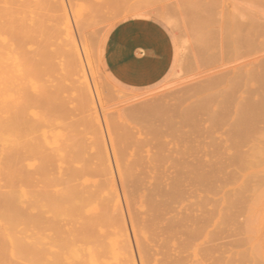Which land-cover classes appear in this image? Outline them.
Listing matches in <instances>:
<instances>
[{"label":"rangeland","instance_id":"rangeland-1","mask_svg":"<svg viewBox=\"0 0 264 264\" xmlns=\"http://www.w3.org/2000/svg\"><path fill=\"white\" fill-rule=\"evenodd\" d=\"M1 1H3V7L1 8L3 10L0 12L2 14H0V16H2V18L0 17V23L3 28H1L2 37L0 36L2 38V40H0L2 44L0 43V45H2L1 56L3 60V102L5 103L7 101L5 103V108L10 109L7 112L11 111L15 106L13 109H16L14 110L16 112L12 110V118L14 117V119L16 118V120L19 121L18 123L15 120V123L14 120H11V117V119H8L11 115H9L10 112L8 113L9 116L3 115V117L5 116L8 119H6L7 122L9 121L8 124H4L6 121L3 122V124L5 126L8 125L9 129L11 127L9 130L7 129L8 127L3 126L5 127L3 128V132H7V134L3 133L4 137L7 136V138L5 137L6 139L3 138V142L7 141L9 143L7 144L6 142L8 146L6 144L3 145L5 146L4 149L7 146L5 152L9 154L13 152L16 156L19 153L29 156H27L28 158L26 157L28 159L26 162L24 161V159H26L25 155L17 156V164L19 168L22 167L20 168L21 171L24 168V173L28 175L31 174V176L39 173L36 176L34 175L35 183H32L31 187L24 185L22 181L18 182V187L23 186L22 189L27 196V200H30V203L27 204V208H30L28 206L35 201L33 194H37L38 190L40 192L43 190L41 188H43L42 184H44V182H46L45 185H43L45 187L49 183L48 189L47 187L44 188L46 190L51 188L52 191L50 190L51 192H49L44 189L42 192H48L51 193V196H55L51 197L48 193L45 195L42 192L41 195V193L38 192V197L36 196V198L41 203H47L50 199H65L71 192L70 189H75L78 196L80 195L82 199L83 194H85L86 198L92 197V194H94L93 197L97 196V200H95L96 198L92 199L90 197L88 201L95 200L96 202H100L99 199L101 201L105 200L109 202L112 207L113 204L116 203L119 206L120 214L121 211H123L126 215L127 225L129 223V231L132 230L133 232L129 233L128 231L129 234L126 232L125 235V230H121L114 236L111 235V229L105 228V226L102 227V230L98 229L99 231H96L99 232L98 234L101 236L104 235V237L102 236L103 238H100L99 235V239L101 241L103 240L102 242L108 241L105 235H111L115 240V245L112 249H107L105 252L99 253V259L102 258L100 259V262H103L102 264H146V258H143L145 252L142 253L145 248V251L148 249L149 251L151 250L150 252L147 251L145 256L148 257L150 255V259L152 256V259H149L152 261V263L149 261L151 264H264V80L263 82L261 80L262 78L264 79V0H118V3H116L117 0H86V3L85 0L84 2L82 0H79L80 2L78 0H11L13 5L10 0ZM58 1H60L61 4H59ZM62 1H64V3H62ZM112 3H115V5L121 3L119 7L117 6L118 8L116 7L117 9L113 4L112 10H119L121 5H123L121 7L122 10L112 11L113 14L111 11L109 12V5ZM126 4L128 5L126 6ZM151 4L155 6L151 7ZM87 5L92 6L90 8ZM130 5L133 7L131 8ZM136 5L137 8H135ZM42 6L44 8H41ZM59 7H62L61 9L63 12H61ZM54 8L59 11L55 10V12H53ZM101 8H103L105 12L104 14L101 13L103 17L106 15L112 17V19L107 16L104 17L109 18L108 21H105V23L108 22L106 24L104 21L101 22L102 24L99 22L100 19L102 21V18H100L102 15H99L100 17L97 15L96 17V14L93 13V10L95 12L96 9L99 10ZM128 8L131 10L130 12L129 10H124ZM101 10H99V12H101ZM153 10H155V12ZM39 12H41L42 15L50 16V18L46 16L43 17ZM91 12L94 14V17ZM47 13H49V15H47ZM86 13H88L90 17L88 18L87 16V19L95 21V23L89 22L87 19L84 20L86 17L83 15H87ZM109 13H111L112 16ZM209 13L213 14L211 15ZM61 14L66 20H61L63 19L62 17L60 18ZM39 16L42 17V22H46L50 26L46 23L42 24ZM133 18L156 20L168 30L174 43L175 61L171 72L161 83L148 89L137 90L120 85L111 77L104 64L105 45L111 31L118 24ZM64 21L66 22L64 23ZM87 21L90 23V26L85 23ZM92 23L93 25H91ZM99 23L100 26L96 25ZM83 24L91 29L87 27L86 30L84 26L85 28H83V31ZM37 25L42 30L39 29V27L37 28ZM72 26H74V28ZM78 26L81 28L80 32H78L80 29ZM47 27H50V30H48L51 32H48L50 36H47L49 35L48 33L45 34V32H47L46 29H48ZM247 28L250 29V36H247L248 33L245 32ZM255 28L257 30H254ZM223 29L229 32L231 31L232 33L235 30L237 35H239L238 31H243L244 29L243 32L246 34L240 32V36L237 37L235 33H233L234 36L231 33V37L228 38L229 44H224L218 37H221L220 31ZM62 30L66 32V35L62 34ZM258 30L259 33H257ZM223 32L225 31H222V33ZM42 33H44L45 36L42 35ZM39 34L40 36H37ZM79 34L83 35L85 38L83 36L81 37V35L79 36ZM222 35L226 37L225 39L230 36L228 33L227 36L225 34ZM252 35L257 36L252 37ZM232 36L233 40L230 41ZM44 37H48L50 40L47 38L46 41H42L41 39H45ZM216 37H218L217 40L215 39ZM224 37L221 38L224 39ZM252 38L253 41L248 42V39L252 40ZM67 39L68 43L66 41ZM235 40L239 41L238 43L241 44V48L237 46L239 44L237 42L235 43ZM76 41L78 42L76 43ZM243 41L244 43H242ZM46 42H48V45L50 44L49 48H46L48 46ZM70 42L78 45L77 48H74V51L72 50V43ZM79 42H82L85 46ZM76 44H74V46ZM226 47L229 49L231 48L233 51L229 52L226 50ZM80 49L83 50L81 51ZM72 51L74 53L77 51L78 55L81 54L82 57H76L77 54L73 56L74 53ZM232 53L233 56L231 55ZM66 55L68 58L66 61L69 60L70 62L67 61L65 63L64 58ZM71 56H73V59H70ZM226 56H228V58ZM74 57L83 60H78L80 63L83 62L80 65L85 63V66L83 65V67H85V69L83 68L86 72L85 74L84 71L79 68L80 65H78ZM237 58L238 60H236ZM67 63L71 68L67 67ZM222 64H225V66L231 64L230 68L234 71L229 72L227 67ZM220 65L224 68L220 69ZM238 66H241L240 68L242 69L239 70L240 68L238 69ZM262 69L263 71H261ZM218 70H225L228 75L223 74L224 71L219 73ZM72 71L73 73H71ZM74 71L77 73H74ZM242 71L243 73H241ZM252 72L253 75L251 78L254 76L257 81H254L255 79L253 78L251 83L248 84L251 80L250 73ZM254 73L257 74L255 75ZM221 74H223L224 78ZM240 74H244L245 76L242 75L240 77ZM85 75H87V77ZM236 76L237 78L235 81ZM259 76H261V79H259ZM241 78H245V80L243 79L242 81ZM229 81L231 83H229ZM237 81H239V83ZM233 82L240 84L244 89L242 88L241 90L240 86L236 84L239 88L234 92L236 86L231 88V85L234 84ZM212 83L216 85L212 86ZM220 83L222 84L220 85ZM223 83L226 84L224 85ZM209 84L212 86L211 89H209ZM232 89L233 91L231 92ZM226 91H228V97L232 96L233 99L237 98L236 102H234L231 97H229V99L225 96ZM90 92L92 93L90 94ZM54 93L55 95L58 93L59 97L55 96ZM232 93L235 96L232 95ZM254 93L256 94L255 96ZM43 94H45V97L47 95L49 99H47V97L42 98ZM85 94L86 96L89 95V97L87 98ZM214 94L220 97L219 99L216 97L218 99L217 103H215L216 99L215 101L212 99ZM220 95L228 98L230 100L229 104H231L229 105L227 99L223 97L224 100L226 99V101H224ZM78 96H80V99L82 98L81 96L84 97L82 101ZM77 97L79 99L78 101ZM85 97L88 100H85ZM7 98L10 99L9 102ZM73 98L76 99L74 102ZM89 98L93 101L89 102ZM43 99L44 101L47 99V101L49 100L51 102L53 99L55 104H53L54 102L52 104L56 106L54 107L49 101L48 104L50 106H48L47 101L42 102ZM65 100L67 104L64 103ZM203 101L205 104H203ZM219 102H225L227 104H225V107L224 105L219 107ZM255 102L257 103L256 105H254ZM44 103L47 106L43 105ZM122 103L125 104L123 105ZM78 105L79 108H77ZM246 105H251L250 107L252 110ZM44 106H46V108ZM52 106L54 108L50 110ZM57 106H59V109ZM242 106H246L247 108ZM239 107L241 108L240 110ZM5 108L3 111L7 110ZM226 108H228V111ZM51 111H54V114H52ZM60 111L61 116L59 115ZM75 114L76 116H74ZM10 121H12V123ZM15 125H21V127H19L21 131L16 132L18 127L16 130ZM25 125H27V128L30 130H28ZM77 125L79 126L76 127ZM173 125L175 130L173 129ZM160 126L162 127V131ZM74 129L76 130L74 131ZM172 129L176 133H174ZM79 130H81L83 135H80ZM154 130H157L155 131L156 134ZM98 131L99 133H97ZM160 133H162V135ZM157 135L159 137H157ZM15 136H17L15 144L19 143L18 147H14L13 144L15 139H13V137ZM76 139H80L79 141H81V143L83 142L82 146ZM34 140L35 142H33ZM71 142L75 144L71 146ZM31 144L38 148H33ZM62 144H64V146H62ZM79 145L81 149L79 148L77 151L75 148H78ZM88 146L91 147L89 148ZM100 149L108 150V152H105V150L101 151ZM107 153H109V155ZM97 155L98 158H104L103 163L102 159L98 161L96 158ZM70 156L71 158H69ZM47 157L50 158V161L49 159L47 160ZM53 157L55 158L54 161L56 160L54 164L50 163L53 161ZM18 158H22L23 160L20 159V161ZM83 158L85 159L83 160ZM87 158L90 161H88ZM44 159H46L47 162L46 160L44 161ZM73 159L77 162L85 161L84 164H87V168L85 167L86 165L84 166L85 168L81 166L83 165L82 162L77 164ZM18 161L22 163V166H20ZM65 161L66 163H63ZM42 162H45V167ZM105 164L106 166H104ZM129 165L130 167H128ZM47 166L51 168H46ZM90 166L91 169L89 170L88 168H90ZM96 166L99 167L97 168ZM81 167L83 169H81ZM102 167H105L106 171L109 173L114 171L112 176H108V174L104 177L107 172L104 170L105 168L103 169ZM107 168L109 170H107ZM130 168L134 171L129 170ZM41 169L47 172L48 177L51 174H54V176L58 174L59 179L55 180H61V185L62 183L64 185H56L59 184L60 181L58 183H47L49 179L46 180V178L44 180L42 178L41 182L37 183V180L40 181L41 178ZM123 169H128V171L125 170L127 173L126 175H124L125 172ZM38 170L39 172H37ZM70 170L73 172L75 170V172L73 173ZM190 170L194 172V175H192L193 173H191ZM51 171L53 172L51 173ZM84 171V178H79ZM100 171H102V175H99ZM207 172H210V174ZM71 173L74 175H69ZM89 173L95 176L91 177L90 174L89 177ZM135 174L136 176H138V174L139 177L141 176L140 180L146 179L144 181L147 183H143L142 180L140 182L134 181V177H136ZM207 174H209L210 177ZM96 175L97 177L99 175L100 178H97ZM179 175L180 178L176 179ZM197 175H200L199 177L203 178L205 183H203V179L202 182L199 181L201 179L197 177ZM205 175L211 180H208ZM125 176L126 178H124ZM204 176L207 181H205ZM127 177L131 178L130 183H128L129 179L126 180ZM195 177H197V179ZM36 178L38 179L35 180ZM49 178L51 182H53L54 179L52 181V178L55 177L51 176ZM63 179L66 181L72 179L73 182L76 179L74 182L75 186L72 185L73 183L71 181V184L68 185L69 181L66 184ZM157 179L160 180V183L162 182V185ZM62 180L64 182H62ZM173 180L176 181L173 182ZM79 183H81L80 187L78 186L79 190L84 193L81 192L80 194L79 190H77L76 185H79ZM133 183H135V188H142L138 190L139 194L133 192ZM35 184H38L36 188ZM51 184L53 186L49 187ZM33 185H35V189H31ZM163 185L164 187L166 186L165 189L170 192H168L170 195H172L171 192L174 191L176 196H167L168 193L163 189ZM70 186L73 187L71 188ZM101 186L105 190L104 192H102V188L101 191ZM170 186L174 187V189H170ZM179 186H182L180 188V193L179 189H177ZM66 187L67 190L70 191L65 190ZM153 187L154 189H156L155 187L159 188L154 193L156 198L152 197V201L156 199L157 203L154 201L155 204L162 205V208L159 206L158 211H156L159 220L154 221L155 226L151 225L153 218H156H152L155 212H151L152 208L150 207L151 209L149 210V207H147L150 205L149 201L147 204V199H151V194L155 191ZM89 189L92 190V193ZM96 189H98V192H102V195L98 193ZM129 189L130 195L137 196H134V198L132 196H127ZM161 189L167 193L166 198L163 200L162 198L165 196V193L162 195ZM150 190L154 191L151 192ZM176 191L179 194H177ZM95 193L101 197L99 198ZM110 194H113L114 197ZM158 194L159 196L161 195L162 198H159V196H157ZM178 195L179 197H177ZM147 196L150 198H147ZM42 197H45V199L48 197L50 198L46 201L42 199ZM57 197L59 198L57 199ZM103 197H105V199H103ZM130 197L131 200L129 199ZM174 197H176L177 200ZM171 198H174L176 202L173 201L174 199L171 200ZM111 200L113 204L110 203ZM134 200L136 202H134ZM161 200L167 205L165 209V204L163 206V204L159 202ZM95 201L91 202L92 205L90 204L86 207V209L91 210L92 213H97V209H94V203L96 204ZM131 201L135 205V210H133L134 207L132 204L129 206ZM167 201L170 204H167ZM172 201L175 202L173 205L171 203ZM169 205L170 207H168ZM130 208H132L134 212H131ZM159 208H161V210H159ZM166 210L170 212L167 216L165 213ZM146 211H149L147 215H145ZM159 211L164 215L159 216ZM148 215L152 216L149 217ZM137 216H140L139 219H142H140L141 222H139V219L136 220L139 223L136 225L137 227H135V220L133 221V218H138ZM163 216H166L165 219ZM47 217L49 221L53 219L59 222V220H61L59 223H62V225L67 223L65 216L55 218L52 214H48ZM161 218L166 221L163 220L161 222ZM146 219L151 220V223L148 221L150 229L149 227L146 228L148 226ZM168 220L170 221L169 223ZM145 223L147 226L144 225ZM166 223L169 224V228ZM172 224H174V226ZM163 225L165 227L167 226V228H164ZM156 227L159 229L157 230ZM134 228L137 231V228H139L138 233H140L135 234ZM156 231L157 233H154ZM47 235V238H45L46 242L54 244L56 236L53 232L47 231ZM52 236L55 237L53 238ZM150 237L153 238L154 241ZM105 238L107 240H105ZM156 239L158 243L155 244ZM139 240L142 242L141 244L143 247H141ZM126 241L129 244L125 243ZM145 243H148L149 246ZM130 244H135L136 246ZM81 245L84 246L83 243H81ZM130 246L131 250L128 248ZM163 246L165 247L163 248ZM133 247L136 248L134 249ZM141 248H143L142 251ZM131 252L133 255L132 257ZM134 254L136 255L134 256ZM105 255L110 256L106 258ZM130 257L132 260L134 259V261L130 260L132 261L130 262ZM137 258L141 262L138 261ZM161 258H165V260ZM68 261V258L63 260V264L65 262L68 264ZM124 261L127 262L124 263Z\"/></svg>","mask_w":264,"mask_h":264},{"label":"bare ground","instance_id":"bare-ground-1","mask_svg":"<svg viewBox=\"0 0 264 264\" xmlns=\"http://www.w3.org/2000/svg\"><path fill=\"white\" fill-rule=\"evenodd\" d=\"M1 1V0H0ZM79 1V0H78ZM83 2H84V0H82ZM2 2L3 1H1L0 2V4L2 5ZM10 2H12L11 0H10ZM9 2V3H10ZM59 2V4H61L60 3V1H58ZM58 2H57V4H58ZM73 2V1H72ZM80 2V1H79ZM87 1L85 0V3H86ZM119 1L117 0V2L116 3H118ZM15 3V2H14ZM55 3V2H54ZM53 3V4H54ZM62 3H64V1H62ZM84 3V4H85ZM89 3V2H88ZM144 3V2H143ZM142 3V4H143ZM56 4V5H57ZM90 4V3H89ZM113 4L115 5V3H112L111 5H109L110 6V8L108 9L109 10V12L111 11H119V10H122V6L123 5H121V7L119 8V10H112V7H113ZM119 4H121V3H119ZM119 4H116L114 7L116 8L117 6L119 7ZM136 4V3H135ZM134 4V5H135ZM145 4V3H144ZM0 5V12H2L1 10H3V9H1L2 7H3V5L1 6ZM12 5H13V2H12ZM76 5V4H75ZM128 4H126V6H127ZM14 6H16V5H14ZM47 6V5H46ZM55 6V5H54ZM87 6H89L90 8H91V6L92 5H87ZM131 6V8L133 7L132 5H130ZM142 6V5H141ZM151 7L152 6H155V5H150ZM56 7H58V6H56ZM117 7V8H118ZM135 7V6H134ZM212 7H213V5H212ZM41 8H44L43 6L41 7ZM46 8V7H45ZM60 8V7H59ZM59 8H57V9H59ZM62 8V7H61ZM60 8V9H61ZM70 8V7H69ZM77 8V7H76ZM90 8H89V10H90ZM116 8V9H117ZM135 8H137V5H136V7ZM210 8V7H209ZM51 9H53V8H51ZM65 9V8H64ZM63 9V10H64ZM95 9V8H94ZM102 9V10H101ZM101 9H99V10H101V12H99V10H95V12H94V10H93V13L94 14H96V17H97V15L99 16V15H102V17H100V18H102V21H101V19L100 18H98V19H100L99 20V22L101 23V22H103L104 21V23H105V21L107 20L108 21V19L110 18V19H112V17H109V16H107V17H109V18H104V17H106V16H104L103 17V14L105 13L104 12V9L103 8H101ZM111 9V10H110ZM217 9V8H216ZM42 10V9H41ZM44 10V9H43ZM50 10V9H49ZM55 8H54V11L53 12H55ZM92 10V9H91ZM108 10H106V11H108ZM124 10H129V8L128 9H124ZM133 10V9H132ZM148 10H149V8H148ZM56 11H59V10H56ZM65 11V10H64ZM73 11H74V8H73ZM131 10H129V12H130ZM145 11V10H144ZM151 11H152V9H151ZM154 12H155V10H153ZM160 11V10H159ZM61 12H63L62 11V9H61ZM66 12V11H65ZM40 14H41V12H39ZM43 13V12H42ZM52 13V12H51ZM73 13V12H72ZM92 13V12H91ZM92 13V14H93ZM101 13H103V14H101ZM118 13V12H117ZM133 13V12H132ZM169 13V12H168ZM208 13V12H207ZM220 13V12H219ZM218 13V14H219ZM1 14V13H0ZM40 14H38V15H40ZM74 14H75V12H74ZM87 15H83L84 17H86V18H84V20H86L87 19V16H88V18H90L89 17V14H90V12H89V14L88 13H86ZM94 14L92 15L93 17H94ZM111 16H112V14H113V12H112V14L111 13H109ZM114 14H115V12H114ZM124 14V13H123ZM209 14H213V13H209ZM2 15V14H1ZM42 15V14H41ZM47 15H49V13H47ZM59 15V14H58ZM120 15V14H119ZM163 15V14H162ZM43 17L44 16H46V15H42ZM91 16V17H92ZM222 16V15H221ZM1 18H2V16H0ZM46 17H49L50 18V16H46ZM62 17V14L60 15V18ZM73 17H75V16H73ZM72 17V18H73ZM39 18H40V22L43 24V23H46V22H42V17L41 16H39ZM63 18V17H62ZM103 18H104V20H103ZM114 18V17H113ZM239 18V17H238ZM92 19V18H91ZM39 20V19H38ZM61 20H66V18H63V19H61ZM74 20V19H73ZM72 20V21H73ZM81 20V19H80ZM87 20H89V19H87ZM93 20V19H92ZM223 20V19H222ZM221 20V21H222ZM234 20V19H233ZM70 21V20H69ZM71 21V22H72ZM83 21V20H82ZM113 21V20H112ZM111 21V22H112ZM220 21V20H219ZM40 22H38V23H40ZM66 21H64V23H65ZM79 22H81V21H79ZM84 22V21H83ZM89 22H94L95 23V21H90L89 20ZM110 22V21H109ZM216 22V21H215ZM49 23V22H48ZM75 23V22H74ZM85 23H87V25H89L90 23H88V21L87 22H85ZM100 23L99 24H96V25H98V26H100ZM106 23H108V22H106ZM105 23V24H106ZM47 24V23H46ZM45 24V25H46ZM102 24V23H101ZM219 24H220V22H219ZM236 24V23H235ZM234 24V25H235ZM48 26H50L49 24H47ZM72 25V24H71ZM78 25V24H77ZM82 25V24H81ZM81 25H79V26H81ZM85 26V24H83V27H82V29L83 28H85L86 27V30H87V27L88 26ZM91 25H93V23L91 24ZM95 25V26H96ZM2 26V24L0 23V36H1V27ZM78 26V28H80ZM85 26V27H84ZM90 26V25H89ZM97 26V27H98ZM253 26V25H252ZM39 26L37 25V28H38ZM45 27V26H44ZM65 27V26H64ZM73 28H74V26H72ZM77 27V26H76ZM227 27V26H226ZM241 27V26H240ZM42 28H43V26H42ZM48 29H46L47 30V32H45V34L46 33H48V32H50V31H48V30H50L49 28L50 27H47ZM73 28H72V30H73ZM78 28H76V29H78ZM236 28H237V26H236ZM3 29V28H2ZM39 29H41L40 27H39ZM88 29H91V28H89L88 27ZM220 29V28H219ZM232 29H233V27H232ZM231 29V30H232ZM249 28H247V31L245 30V32H247L248 34H247V36H250V29L248 30ZM42 30V29H41ZM43 30H45V29H43ZM45 30V31H46ZM80 30H81V28L79 29V31L78 32H80ZM254 30H257L256 28L254 29ZM71 31V30H70ZM83 31H84V29H83ZM104 31V30H103ZM222 31H225V32H223L222 33ZM233 31V30H232ZM237 31V30H236ZM243 31H244V29H243ZM243 31H238L239 32V35H237V32H235V30L233 31V33H235V35H237V37L238 36H240V32L242 33ZM38 32H39V30H38ZM43 32V31H42ZM97 32V31H96ZM245 32H243L244 34H246ZM40 33V32H39ZM51 33V32H50ZM66 32H64L63 30H62V34L63 35H66L65 34ZM71 33H72V31H71ZM100 33V32H99ZM220 33H221V37H224L222 34H225L226 36H227V33L230 35L229 37H227V39H225L226 37H224V39L223 38H221L220 36H218L223 42H224V44H229V39L228 38H230L231 37V31L229 32V31H226V30H221L220 31ZM232 33V35L234 36V34ZM257 33H259V30H258V32ZM41 34V33H40ZM40 34L39 35H37V36H40ZM49 34V33H48ZM73 34V33H72ZM92 34V33H91ZM42 35H44V33H42ZM81 34H79V36H80ZM86 35V34H85ZM98 35V34H97ZM45 36V35H44ZM47 36H50V34L49 35H47ZM78 36V37H79ZM83 35H81V37H82ZM93 36V35H92ZM233 36H232V38L230 39V41L231 40H233ZM257 36V35H256ZM256 36H254V35H252V37H256ZM2 37V36H1ZM0 37V38H1ZM63 37V36H62ZM84 37V36H83ZM94 37H96V36H94ZM218 37H216L215 39L217 40L218 39ZM245 37V36H244ZM40 38V37H39ZM42 38V37H41ZM45 38V37H44ZM48 37H46L45 39H41L42 41H46V39H47ZM85 38V37H84ZM240 38V37H239ZM49 39V38H48ZM78 39H80V38H78ZM235 39V38H234ZM237 40H239L238 38H236ZM243 39H245V38H243ZM0 40H2V38L0 39ZM40 40V41H41ZM50 40V39H49ZM71 40H73V39H71ZM70 40V41H71ZM225 40V41H224ZM228 40V41H227ZM67 41V43H68V39L66 40ZM220 41V40H219ZM240 41V40H239ZM239 41H236L235 40V43L237 42H239ZM251 41H253V38H252V40L250 39H248V42H251ZM2 42V41H1ZM0 42V43H1ZM50 42V41H49ZM78 41H76V43H77ZM223 42H222V44H223ZM226 42V43H225ZM44 43V42H43ZM47 44L46 45H48V42H46ZM70 43H72V42H70ZM76 43H72L71 44V47L73 48L72 50L74 51V48L76 47L77 48V44ZM79 43H82V42H79ZM242 43H244V41L242 42ZM2 44V43H1ZM74 44H76L75 46H74ZM83 44V43H82ZM223 44V45H224ZM232 44V43H231ZM239 44V43H238ZM50 45V44H49ZM49 45L46 47V48H49ZM68 45V44H67ZM74 47H73V46ZM84 46H85V44H83ZM1 46L2 45H0V264H63V260H65V259H69V261H68V264H102L101 262H100V259H102V258H100L99 259V253L101 252V253H103V252H105V250H107V249H112L113 248V246L115 245V240H114V237H111V235H114V236H116L121 230H125L124 231V233H125V235H126V232L128 233V231H129V228H128V225H129V223H128V225H127V220H126V215H125V213H123V211H121V214H120V209H119V206L115 203V204H113L112 203V200H111V202L110 203H112L113 204V207L109 204V202H106L105 200H103V201H101L100 199H99V201L100 202H96L95 200H97V196H94L93 197V195L94 194H92V199L93 198H96L94 201L96 202V204L94 203V209L96 210L97 209V213H92L91 212V210H87L86 209V207L88 206V205H92V203L91 202H94V201H88L89 200V198L90 197H88V198H86L85 197V194H83L82 195V197H83V199L80 197V195L78 196V193H77V191L75 190V189H70L71 190V192L69 193V195H68V197L67 198H65V199H62V198H59V197H57V199L58 200H53V199H50V200H48L47 201V199L48 198H50V197H48V198H46L45 199V197L43 198L42 197V199H45L46 201H47V203H41L40 201H38L37 200V198H36V196L38 195V192L39 193H41L46 187H47V189H48V185H49V183L48 182H50V183H58L59 181H60V183L59 184H56V185H61V180H55V179H59L58 178V174L56 175V176H54V174H51L53 171H51V175H49V177H51V176H53V177H55V178H52V181H53V179H54V181L53 182H51V179L48 177V174H47V172L45 171V170H42L41 172H40V176H41V178H40V181L39 180H37L38 178H36L35 180H37V183L38 182H41V179L43 178V180L46 178V180L47 179H49V180H47V183H48V185H46V187L45 186H43V185H45V183L46 182H44V184H42V187L43 188H41V189H43L41 192L38 190V192H37V194L35 193V194H33L34 196V199H35V201H33V203L30 205V206H28V207H30V208H27V204L28 203H30V200L28 201L27 200V196H26V194H25V192H24V190L22 189V187L23 186H21V187H18L19 185H18V182L19 181H22L23 182V184L24 185H27V186H29V187H31L32 186V183H35L34 182V178H35V176L37 175V174H39V173H37L35 176L34 175H32L31 176V174H25L24 173V171L25 170H23L22 169V171H21V169L20 168H22V167H20L19 168V166H18V164H17V156L18 155H25V158L28 156H26V154H18L17 156H16V154L14 155L13 154V152H11V154H9V153H7V152H5V149H7V144H9L7 141H4L3 142V138H7V136H3V133L4 134H7V132L6 131H4L3 132V128H5V127H8L7 129H9V126L7 125V126H5L4 124H8V122H7V120L8 119H11L12 118V115H13V111L14 110H16V109H11V111H12V113H11V111H9V112H7L8 110H10V109H7V108H5L6 107V102L4 103L3 102V97H4V94H3V73H2V54H1ZM82 46V45H81ZM80 46V47H81ZM239 48H241V44H239V45H237ZM62 47V46H61ZM63 47H67V46H63ZM69 47V46H68ZM83 47V46H82ZM242 47H243V44H242ZM251 47V46H250ZM249 48V47H248ZM251 48H253V47H251ZM67 49V48H66ZM85 49V48H84ZM245 49V48H244ZM48 50V49H47ZM65 50V49H64ZM76 50V49H75ZM81 50V49H80ZM83 50V49H82ZM81 50V51H82ZM225 50V49H224ZM226 50H228L229 52H231V51H233L231 48L229 49L228 47H226ZM237 50V49H236ZM66 51V50H65ZM72 51V52H73ZM252 51V50H251ZM78 52H80V51H78ZM227 52V51H226ZM246 52H247V50H246ZM74 53V52H73ZM72 53V54H73ZM77 54V55H76ZM222 54V53H221ZM74 55H76V57L78 56V57H82V55L81 54H79L78 55V53H77V51H76V53H74L73 54V56ZM226 55V54H225ZM232 56H233V53L231 54ZM247 55V54H246ZM73 56H71V58L70 59H73ZM238 56V55H237ZM240 56H242V55H240ZM76 57H74V59L76 58ZM92 57V56H91ZM219 57V56H218ZM227 58H228V56H226ZM225 57V58H226ZM94 58V57H93ZM220 58V57H219ZM65 59V63L67 62V61H69V60H67L66 61V59H68L67 58V55H66V57L64 58ZM91 59V58H90ZM95 59V58H94ZM76 60V62L78 63V65H80L81 63H83V62H81L80 63V61H83V60H81V59H75ZM78 60H80V61H78ZM220 60V59H219ZM226 60V59H225ZM236 60H238V58L236 59ZM242 60V59H241ZM91 61H93V60H91ZM228 61H229V59H228ZM227 61V62H228ZM64 62V61H63ZM70 62V61H69ZM68 62V63H69ZM68 63L66 64L67 65V67L69 68L70 66L68 65ZM231 63V62H230ZM71 64V63H70ZM85 64V63H84ZM83 64V65H84ZM219 64V63H218ZM66 65H65V67H66ZM77 65V66H78ZM83 65H80L79 66V68L80 69H82L83 71H84V69H85V67H83ZM222 65H224L225 66V64H222ZM230 65L231 64H229V66H225V67H227V69L229 70V72L230 71H234V70H232V68H230ZM236 65H237V63H236ZM76 66V65H75ZM85 66V65H84ZM245 66V65H244ZM66 67V68H67ZM220 67V69L221 68H224V67H222L221 65L219 66ZM233 67V66H232ZM241 66H238V69L240 68ZM264 67V66H263ZM71 68V67H70ZM84 68V69H83ZM237 68V67H236ZM226 69V70H227ZM237 69V70H238ZM242 68H240L239 70H241ZM71 70V69H70ZM81 70V71H82ZM228 70H227V73H228ZM222 70H218V72L220 73ZM224 71V73L223 74H227L226 72H225V70H223ZM222 71V72H223ZM261 71H263V69L261 70ZM79 72V71H78ZM254 72V71H253ZM253 72L252 73H250L251 75H250V78H251V76L253 75ZM255 72H256V70H255ZM264 72V71H263ZM71 73H73V71L71 72ZM74 73H77V72H75L74 71ZM86 72L84 71V74H85ZM241 73H243V71L241 72ZM223 74H221V76L223 77ZM229 74V73H228ZM227 74V75H228ZM239 74V73H238ZM255 74V73H254ZM257 74V73H256ZM255 74V75H256ZM264 74V73H263ZM231 75V74H230ZM245 76L244 74H240V77L241 76ZM86 77H87V75H85ZM262 76V75H261ZM261 76H259V79H261L260 77ZM218 77H220V76H218ZM228 77V76H227ZM264 77V76H263ZM46 78H47V76H46ZM215 78V77H214ZM224 78V77H223ZM226 78V77H225ZM236 78H237V76L235 77V81H236ZM253 78H254V76H253ZM253 78H251V80L248 82V80H247V82H248V84L249 83H251V81H252V79ZM84 79V78H83ZM227 79V78H226ZM239 79V78H238ZM237 79V80H238ZM242 79V78H241ZM244 80H245V78H243ZM243 79H242V81H243ZM255 79V78H254ZM87 80H88V78H87ZM213 80V79H212ZM220 80H222V79H220ZM220 80H219V82H220ZM262 80V82H263V78L261 79ZM44 81H46V80H44ZM83 81V80H82ZM86 81V80H85ZM231 81V80H230ZM229 81V83H231ZM241 81V80H240ZM254 81H257V79H255ZM217 82H218V80H217ZM238 83H239V81H237ZM261 82V83H262ZM45 83V82H44ZM49 83V82H48ZM234 84H232V85H234V86H232L231 85V88H234L235 86H236V84H238V83H235V82H233ZM85 84V83H84ZM215 84V83H214ZM222 83H220V85H221ZM224 84V83H223ZM226 84V83H225ZM224 84V85H225ZM83 85V84H82ZM210 85V84H209ZM216 85V84H215ZM215 85H213V83H212V86H215ZM239 86H240V89L242 90V88H243V86L241 87V85L240 84H238ZM46 86V85H45ZM211 85H210V88L209 89H211V87H212ZM239 86H236V89H234V92H235V90H237L238 88H239ZM248 86V85H247ZM47 87V86H46ZM46 87H45V89H46ZM58 87V86H57ZM85 87V86H84ZM51 88V87H50ZM53 88V87H52ZM83 88V87H82ZM86 88V87H85ZM218 88H219V84H218ZM244 89V88H243ZM47 90V89H46ZM49 90V89H48ZM56 90H57V88H56ZM55 90V91H56ZM229 90V89H228ZM43 91V90H42ZM87 91V90H86ZM91 91V90H90ZM211 91H214V90H211ZM233 91V89L231 90V92ZM60 92H61V90H60ZM83 92V91H82ZM53 93V92H52ZM66 93V92H65ZM84 93H85V91H84ZM86 93H88V92H86ZM92 92H90V94H91ZM227 93H228V91H226V97H228L227 96ZM240 93V92H239ZM246 93V92H245ZM250 93V92H249ZM252 93V92H251ZM47 94V93H46ZM236 94V93H235ZM49 95V94H48ZM54 95H55V93H54ZM63 95V94H62ZM80 95V94H79ZM216 94H214L213 95V97H212V99H214V101H215V99H216V101H215V103H217V101H218V99L220 98V97H217L218 95H216ZM229 95V94H228ZM232 95H234L233 93H232ZM256 94L254 93V96H255ZM53 96V95H52ZM55 96H57V97H59L58 96V93H57V95H55ZM85 96H86V94H85ZM92 96V95H91ZM215 96V97H214ZM221 96V95H220ZM235 96V95H234ZM249 96V95H248ZM252 96H253V93H252ZM43 97H45V94H43V96H42V98ZM46 97H47V95H46ZM45 97V98H46ZM70 97V96H69ZM79 97V99H80V96H78ZM78 97H77V101L79 100L78 99ZM82 98H84L83 96H81ZM87 98L89 97V95L88 96H86ZM85 97V98H86ZM218 99H217V98ZM224 96L222 95L221 96V98H223ZM226 97H224V98H226ZM229 97H231L232 99H233V97L232 96H229ZM228 97V98H229ZM41 98V99H42ZM53 98V97H52ZM82 98L80 99L81 101H82ZM85 99V100H88V99ZM224 98H223V100H224ZM228 98H226L227 99V102H228V104H229V102H230V98L228 99ZM249 98V97H248ZM8 99V102H9V98H7ZM47 99H49V97H47ZM47 99H46V101H47ZM51 99V98H50ZM57 99H59V98H57ZM57 99H54V100H57ZM67 99V98H66ZM70 99V98H69ZM74 99V98H73ZM128 99V98H127ZM226 99L224 100V101H226ZM76 99H74L73 100V102L75 101ZM229 100V101H228ZM234 100V102H236V100H237V98H235V99H233ZM232 100V101H233ZM245 100V99H244ZM42 101V100H41ZM46 101H44V99H43V101L42 102H46ZM49 101V100H48ZM48 101H47V104H48ZM84 101V100H83ZM90 101H93V100H90V98H89V102ZM246 101H247V99H246ZM11 102V101H10ZM49 102H51V101H49ZM54 101H53V99H52V102L50 103V104H52ZM88 102V103H89ZM123 102V101H122ZM135 102V101H134ZM204 102V101H203ZM233 102V103H234ZM259 102V101H258ZM5 104V106L3 107V105ZM57 103V102H56ZM60 103V102H59ZM62 103V102H61ZM65 104H67L66 103V100H65V102H64ZM69 103V102H68ZM80 103V102H79ZM212 103H214V102H212ZM224 103V104H223ZM11 104V103H10ZM9 104V105H10ZM53 104H55V102L53 103ZM52 104V105H53ZM81 104V103H80ZM90 104V103H89ZM123 104V103H122ZM125 104V103H124ZM123 104V105H124ZM203 104H205V102L203 103ZM225 104H227V103H225V102H219V107H221V105H224V107L226 106ZM231 104V103H230ZM229 104V105H230ZM245 104H249V103H245ZM257 103L255 102V104L254 105H256ZM8 105V104H7ZM43 105H46L45 103L43 104ZM77 105V104H76ZM122 105V106H123ZM126 105H129V104H126ZM215 105V104H214ZM242 105V104H241ZM240 105V106H241ZM11 106H13V105H11ZM47 106V105H46ZM46 106H44L45 108H46ZM48 106H50L49 104H48ZM54 106V105H53ZM51 107V109L50 110H52V108H54V107ZM65 106V105H64ZM246 106H251V105H246ZM246 106H242V107H246ZM8 107V106H7ZM59 106H57V108H58ZM80 107H83V106H80ZM199 107V106H198ZM231 107V106H230ZM233 107H235V106H233ZM249 107H248V110H249ZM7 109L6 111L4 110L3 111V109ZM8 108H10V107H8ZM63 108V107H62ZM67 108H68V106H67ZM77 108H79V105H78V107ZM247 108V107H246ZM251 108V107H250ZM48 109V108H47ZM59 109V108H58ZM57 109V110H58ZM64 109V108H63ZM63 109H62V111H63ZM66 109V108H65ZM75 109V108H74ZM221 109H224V108H221ZM228 108H226V110H227ZM241 108L239 107V110H240ZM243 109V108H242ZM67 110V109H66ZM70 110V109H69ZM68 110V111H69ZM77 110V109H76ZM238 110V111H239ZM251 110H252V108H251ZM253 110H255V109H253ZM54 111H55V109H54ZM53 111V112H54ZM71 111H72V109H71ZM228 111V110H227ZM246 111V110H245ZM250 111V110H249ZM14 112H16V111H14ZM50 112V111H49ZM52 112V111H51ZM52 112V114H54ZM73 112V111H72ZM76 112V111H75ZM195 112V111H194ZM243 112V111H242ZM3 113H5V114H3ZM7 113V114H6ZM8 113H9V115H8ZM60 114V116H61V111L59 112ZM240 113V112H239ZM68 114V113H67ZM173 114V113H172ZM3 115H8L9 116V118L7 119L5 116L3 117ZM56 115H58V114H56ZM58 115V116H59ZM64 115H66V114H64ZM71 115V114H70ZM69 115V116H70ZM186 115V114H185ZM188 115V114H187ZM190 115V114H189ZM252 115V114H251ZM7 116V117H8ZM74 116H76V114L74 115ZM193 116V115H192ZM11 117V118H10ZM62 118V117H61ZM76 118V117H75ZM74 118V119H75ZM187 118V117H186ZM186 118H185V120H186ZM193 118V117H192ZM191 118V119H192ZM7 119V120H6ZM67 119V118H66ZM69 119V118H68ZM73 119V118H72ZM183 119V118H182ZM4 120V121H3ZM11 120H14V122H15V120H16V118L14 119V117L11 119ZM62 120H64V119H62ZM252 120V119H251ZM7 123H6V122ZM171 121V120H170ZM183 121H184V119H183ZM242 121V120H241ZM3 122H5L4 124H3ZM11 123H12V121H10ZM13 122V123H14ZM16 122H18L19 123V121L18 120H16ZM15 122V123H16ZM68 122V121H67ZM252 122H253V120H252ZM256 122V121H255ZM254 122V123H255ZM65 123V122H64ZM79 123V122H78ZM166 123V122H165ZM169 123V122H168ZM183 123H185V122H183ZM242 123V122H241ZM248 124V123H247ZM247 124H245V125H247ZM67 125V124H66ZM69 125H70V123H69ZM75 125V124H74ZM80 125V124H79ZM79 125H77L76 127H78ZM164 125V124H163ZM175 125V124H174ZM174 125H173V129L175 130V128H174ZM3 126H5V127H3ZM167 126V125H166ZM250 126V125H249ZM254 126V125H253ZM17 127H18V130H17ZM19 127H21V125L19 126V125H15V128H16V132H18V131H21V129H19ZM23 127V126H22ZM25 127L27 128V125H25ZM71 127V126H70ZM161 127V126H160ZM167 127H169V126H167ZM245 127V126H244ZM251 127V126H250ZM81 128V127H80ZM242 128V127H241ZM10 129H11V127H10ZM9 129V130H10ZM28 129V128H27ZM158 129H159V127H158ZM169 129V128H168ZM172 129V130H173ZM256 129H258V128H256ZM28 130H30V129H28ZM76 129H74V131H75ZM98 130V129H97ZM174 130H173V132H174ZM8 131V130H7ZM73 131V130H72ZM71 131V132H72ZM77 131H78V129H77ZM96 131V130H95ZM155 131H157V130H154V133H155ZM161 131H162V127H161ZM171 131V130H170ZM177 131V130H176ZM241 131V130H240ZM6 132V133H5ZM9 132V131H8ZM79 132H80V135H83L82 133H81V130H79ZM84 132V131H83ZM101 132V131H100ZM164 132V131H163ZM242 132H244V131H242ZM241 132V133H242ZM257 132V131H256ZM97 133H99V131L97 132ZM165 133V132H164ZM171 133H172V131H171ZM174 133H176V132H174ZM19 134V133H18ZM156 134V133H155ZM159 134V133H158ZM161 135H162V133H160ZM244 134V133H243ZM250 134V133H249ZM255 134V133H254ZM77 135H78V133H77ZM79 135V136H80ZM98 135V134H97ZM245 135H246V133H245ZM17 136H15V137H13V139H14V147L16 146V147H18L19 146V143H17V144H15V142L17 141V138H16ZM74 137V136H73ZM157 137H159L158 135H157ZM5 138V139H6ZM11 138V137H10ZM68 138L70 139V137L68 136ZM72 138V137H71ZM75 138H76V136H75ZM243 138H245V137H243ZM73 139V138H72ZM81 139V138H80ZM79 139V140H80ZM104 139V138H103ZM161 139V138H160ZM159 139V140H160ZM9 140V139H8ZM16 140V141H15ZM18 140H19V138H18ZM71 140V139H70ZM77 141H79L78 139H76ZM158 140V139H157ZM10 141H11V139H10ZM9 141V142H10ZM6 142H7V144H6ZM19 142V141H18ZM33 142H35V140L33 141ZM37 142V141H36ZM68 142H70V141H68ZM76 142V141H75ZM80 143H81V141H79ZM102 142V141H101ZM101 142H100V144H101ZM72 143V142H71ZM77 143V142H76ZM83 143V142H82ZM82 143H81V146H82ZM6 144L7 146H6V148L4 149V145ZM33 144V143H32ZM32 144H31V146H32ZM73 144H75V143H72L71 144V146L73 145ZM33 145H35V144H33ZM37 145V144H36ZM78 145V144H77ZM99 145V144H98ZM105 145V144H104ZM62 146H64V144H62ZM61 146V147H62ZM97 146V145H96ZM107 146V145H106ZM10 147V146H9ZM33 148H38L37 146H32ZM74 147H76V146H74ZM89 147V146H88ZM91 147V146H90ZM89 147V148H90ZM99 147H101V146H99ZM32 148V149H33ZM81 149V147H80V145H79V147L77 148H75V149H77V151H78V149ZM96 148H98V147H96ZM18 149V148H17ZM66 149V148H65ZM64 149V150H65ZM105 149H108V148H105ZM104 149V150H105ZM116 149V148H115ZM10 150V149H9ZM55 150H56V148H55ZM60 150H62V149H60ZM71 150V149H70ZM84 150V149H83ZM82 150V151H83ZM98 150V149H97ZM101 150V149H100ZM100 150H99V152H100ZM104 150H101V151H104ZM7 151V150H6ZM81 151V150H80ZM108 152V150H105V152ZM64 152V151H63ZM67 152V151H66ZM71 152V151H70ZM73 152V151H72ZM74 152H75V150H74ZM85 152V151H84ZM83 152V153H84ZM97 152V151H96ZM104 152V153H105ZM77 153V152H76ZM86 153V152H85ZM84 153V154H85ZM102 153V152H101ZM59 154V153H58ZM80 154V153H79ZM78 154V155H79ZM93 154V153H92ZM108 155H109V153H107ZM118 154V153H117ZM82 155V154H81ZM102 156V155H101ZM119 156V155H118ZM29 157V156H28ZM27 157V158H28ZM50 157V156H49ZM82 157H83V155H82ZM103 157V156H102ZM24 159V161L26 162V160H28V159ZM69 158H71V156L69 157ZM76 158H77V156H76ZM80 158V157H79ZM96 158L98 159V161H100V159H102V158H98V155L96 156ZM120 158H121V156H120ZM19 159V158H18ZM21 160H23L22 158H20ZM19 159V160H20ZM49 159V161H50V158H48L47 157V160ZM54 157H53V161L52 162H50V163H53L54 164V162L56 161H54ZM85 158H83V160H84ZM96 159V160H97ZM104 159V158H103ZM103 159H102V163H103ZM106 159V158H105ZM109 159H110V157H109ZM20 160V161H21ZM46 159H44V161H45ZM47 160H46V162H47ZM74 160V159H73ZM80 160V159H79ZM87 160H88V158H87ZM107 160V159H106ZM119 160H121V159H119ZM20 161H18L19 162V164H20V166H22L21 164L22 163H20ZM75 161V160H74ZM88 161H90V160H88ZM108 161H111V160H108ZM239 161V160H238ZM75 162H77V161H75ZM79 162L80 161H78L77 162V164H79ZM82 162V161H81ZM80 162V163H81ZM85 162V161H84ZM84 162H82L83 163V165H81V166H83V168H87V164H84ZM104 162L106 163V161L104 160ZM42 163H44V167H45V162H42ZM49 163V162H48ZM63 163H66V161L65 162H63ZM97 163V162H96ZM120 163V162H119ZM121 163H122V161H121ZM98 164V163H97ZM96 164V165H97ZM111 164V163H110ZM86 165V166H85ZM91 165V164H90ZM99 165V164H98ZM102 165V164H101ZM85 166V167H84ZM100 166V165H99ZM98 166V167H99ZM104 166H106V164L104 165ZM108 166V165H107ZM112 166V165H111ZM132 166V165H131ZM51 167H52V165H51ZM51 167H49V166H47L46 168H51ZM97 167V166H96ZM97 167V168H98ZM101 167V166H100ZM128 167H130V165L128 166ZM127 167V168H128ZM39 168H42V167H39ZM39 168H37V169H39ZM82 167H81V169H83ZM103 169L105 168V167H102ZM133 168V167H132ZM132 168H130L129 170H132ZM190 168V167H189ZM63 169V168H62ZM71 169V168H70ZM73 169H77V168H73ZM79 169V168H78ZM89 170L91 169V166H90V168H88ZM185 169V168H184ZM40 170V169H39ZM39 170L37 171V172H39ZM88 170V171H89ZM92 170H93V168H92ZM105 171H106V168L104 169ZM107 170H109L108 168H107ZM124 170V172H125V170L126 169H123ZM194 170V169H193ZM33 171V170H32ZM36 171V170H35ZM71 171V170H70ZM77 171V170H76ZM88 171H86V172H88ZM111 171H112V168H111ZM126 171H128V169L126 170ZM132 171H134V170H132ZM191 171V170H190ZM27 172H29V171H27ZM55 172V171H54ZM68 172V171H67ZM71 172H73V171H71ZM74 172H75V170H74ZM73 172V173H74ZM90 172H92V171H90ZM96 172V171H95ZM101 172L102 171H100L99 173V175H102L101 174ZM107 172V171H106ZM130 172V171H129ZM129 172H128V174H129ZM204 172V171H203ZM203 172H202V174H203ZM32 173V172H31ZM35 173V172H34ZM66 173V172H65ZM70 173V172H69ZM83 173V174H82ZM81 174H82V176H80L79 178H81V177H83L84 178V173H85V171L84 172H82ZM94 173V172H93ZM98 173V172H97ZM103 173H105V172H103ZM112 173H114V171H112ZM112 173H109V172H107V174L104 176V177H106L108 174V176H112ZM130 173H132V172H130ZM134 173V172H133ZM187 173H188V171H187ZM191 173H193L192 175H194V172H192L191 171ZM205 173V172H204ZM207 173H209L210 174V172H207ZM33 174V173H32ZM56 174V173H55ZM78 174V173H77ZM80 174V173H79ZM90 174H91V177H94L95 175L94 174H96V173H94L93 174V176H92V173H89V177H90ZM123 174V173H122ZM127 173L125 172V174L124 175H126ZM189 174H190V172H189ZM196 174V173H195ZM209 174H207L208 176H209ZM69 175H74V174H69ZM86 175V174H85ZM99 175H98V177H99ZM104 175V174H103ZM130 175V174H129ZM128 175V176H129ZM142 175V174H141ZM204 175V174H203ZM34 176V177H33ZM39 176V177H40ZM114 176V175H113ZM131 176V175H130ZM129 176V177H130ZM135 176H136V174H135ZM186 176V175H185ZM191 176V175H190ZM200 176V175H199ZM198 175H197V177H199ZM206 176V175H205ZM204 176V178H205V181H207L206 180V177ZM64 177V176H63ZM74 177V176H73ZM96 177H97V175H96ZM97 177V178H98ZM132 177H133V175H132ZM139 179H138V178ZM141 177V176H140ZM140 177H139V174H138V176H136V177H134V181L136 180V182L137 181H141L140 180ZM197 177H195L196 179H197ZM210 177V176H209ZM62 178V177H61ZM60 178V179H61ZM76 178V177H75ZM78 178V179H79ZM82 178V179H83ZM100 178V177H99ZM124 178H126V176L124 177ZM146 178V177H145ZM156 178H158V177H156ZM177 178H180V175H179V177L177 176L176 177V179ZM200 178V177H199ZM199 178H198V180H199ZM74 179V178H73ZM77 179V178H76ZM76 179H75V181H76ZM102 179V178H101ZM105 179V178H104ZM107 179H109V178H107ZM129 179V182L128 183H130L131 181H130V179L131 178H128L127 177V179L126 180H128ZM138 179V180H137ZM161 179V178H160ZM201 180H199V181H201L202 182V179L203 178H200ZM207 179L209 180L210 178H208L207 177ZM63 180H65V179H63ZM62 180V182H64ZM81 180V179H80ZM144 180H146V179H143L142 181H143V183L144 182H146V181H144ZM158 180V182L160 181L159 179H157ZM211 180V179H210ZM69 181V180H68ZM68 181H66L65 180V183L67 184V182ZM73 184L72 185H74V182L72 181V179L70 180ZM68 182V185L69 184H71V182ZM124 181H125V179H124ZM156 181V180H155ZM176 181V180H175ZM174 180H173V182H175ZM108 182V181H107ZM126 182V181H125ZM133 182V181H132ZM138 182V183H139ZM127 183V182H126ZM143 183H139V184H143ZM147 183V182H146ZM160 183V182H159ZM172 183V182H171ZM179 183V182H178ZM203 183H205L204 182V179H203ZM207 183V182H206ZM65 184V185H66ZM80 184L81 183H79V185H76V188H77V190H79V187H80ZM110 184V183H109ZM134 184V186H132L133 187V192H137L138 193V190H141L140 188H135V183H133ZM157 184V183H156ZM161 185H162V182L160 183ZM160 184H158V185H160ZM179 184H181V183H179ZM178 184V185H179ZM36 185V184H35ZM35 185H33V187L31 188V189H33L34 188V186ZM38 185V184H37ZM37 185L35 186V188L37 187ZM64 184L62 183V185L61 186H63ZM68 185H66V186H68ZM125 185H127V184H125ZM144 185V184H143ZM176 185H177V183H176ZM176 185H174V186H176ZM26 186V187H27ZM53 185L51 184V186H49V187H52ZM75 186V185H74ZM79 186V187H78ZM104 186V185H103ZM106 186V185H105ZM153 186H155V185H153ZM39 187V186H38ZM45 187V188H44ZM55 187V186H54ZM53 187V188H54ZM71 187V186H70ZM73 187V186H72ZM71 187V188H72ZM131 187V188H132ZM147 187V186H146ZM178 187V186H177ZM182 187V186H181ZM180 186H179V188H177V189H179V193H180V188H181ZM34 188V189H35ZM86 188V187H85ZM99 188V187H98ZM102 188V186L100 187V189ZM108 188V187H107ZM130 188V187H129ZM156 189H154V187H153V189L155 190H150L151 192H153V194H151V199H147V198H150V197H148L147 196V204H148V201H149V204L150 205H148L147 207H149V210L152 208V210H151V212L153 211V216H152V218L153 217H156V218H153V222H152V224L151 225H153V226H155L154 224H155V222L154 221H158L159 219H158V216L156 215V211H158V207L160 206V204L159 205H156L155 204V202L154 201H156V199H154V201H152L153 200V198L152 197H155L156 198V195L154 196V193L157 191V189L159 188V187H155ZM166 188V186L164 187V185H163V189L164 190H166L165 189ZM172 188V190L174 189V187H172V186H170V189ZM38 189V188H37ZM69 189V188H68ZM87 189V188H86ZM91 189H92V186H91ZM99 189V190H100ZM103 189V188H102ZM102 189H101V191H102ZM106 189V188H105ZM135 189V190H134ZM176 189V188H175ZM51 190V188H49V190H46L45 189V191H49V192H51L50 191ZM65 190H67V187L65 188ZM70 190H67V191H70ZM84 190V189H83ZM90 190V189H89ZM97 190V192H98V189H96ZM137 190V191H136ZM149 190V189H148ZM162 190V189H161ZM172 190H170V191H172ZM31 191V190H30ZM35 191V190H34ZM91 191V193H92V190H90ZM105 190L103 189V191L102 192H104ZM129 192H127L128 193V195L127 196H132V194L130 195L129 193H130V189L128 190ZM167 191V190H166ZM165 191V192H166ZM29 192V191H28ZM81 192L82 191H80L79 190V193L81 194ZM85 192H86V190H85ZM101 192V193H102ZM139 192H141V191H139ZM160 192V191H159ZM158 192V193H159ZM163 190L161 191V194L162 195H164V193H165ZM169 191H167V193H168ZM177 192V191H176ZM30 193V192H29ZM28 193V194H29ZM34 193V192H33ZM43 194H45V195H47V193L48 192H42ZM42 193H41V195H42ZM82 193H84V192H82ZM94 193V192H93ZM98 193H100V192H98ZM100 193V194H101ZM167 193H165V196L162 198V196L160 195L159 196V194L157 195V196H159V198H162V200L164 199V198H166V194ZM170 193V192H169ZM167 194V196H176V194H175V192L173 191V192H171L172 193V195H170V194ZM178 192H177V194H179ZM31 194V193H30ZM49 194V196H51L50 194L51 193H48ZM87 194V193H86ZM95 194H97V193H95ZM133 194H136V193H133ZM139 194V193H138ZM149 194V193H148ZM98 195V194H97ZM102 195V194H101ZM112 197H114L113 196V194H110ZM153 195V196H152ZM39 196H40V194H39ZM52 196H55V195H52ZM51 196V197H52ZM89 196V195H88ZM134 196H137V195H133L132 197L134 198ZM150 196V195H149ZM38 197V196H37ZM85 197V198H84ZM98 197L100 198L101 196L100 195H98ZM177 197H179V195L177 196ZM107 198H109V197H107ZM106 198V199H107ZM176 200H177V198L176 197H174ZM174 198H171V200H173ZM62 199V200H61ZM103 199H105V197H103ZM130 200H131V197L129 198ZM173 200V201H175L176 202V200ZM60 200V201H59ZM162 200L161 201H159L161 204H163V206H164V201L162 202ZM170 200V199H169ZM45 201V202H46ZM114 201H116V200H114ZM171 202L172 203V205H173V203H175V202ZM130 202V201H129ZM134 202H136L135 200H134ZM156 203H157V201H156ZM167 204L169 203L168 201L166 202ZM121 204V203H120ZM133 205V210H135V205L132 203V201H131V203H129V206L130 205ZM146 204V203H145ZM170 204V203H169ZM162 206V205H161ZM160 206V207H161ZM166 204H165V207H164V209L166 208ZM120 207H121V205H120ZM123 207V206H122ZM151 207V208H150ZM168 207H170V205L168 206ZM132 208H130L131 209V212L133 211L132 210ZM162 208V207H161ZM161 208H159V210H161ZM171 208H172V206H171ZM148 210V209H147ZM168 210V209H167ZM165 211V213H166V216L167 215H169V213L170 212H168V211ZM172 210V209H171ZM37 211V212H36ZM163 211V210H162ZM169 211H170V208H169ZM37 214H36V213ZM134 212V211H133ZM137 212V211H136ZM149 211H146V214L145 215H147V213H148ZM167 212H168V214H167ZM158 213H160V215L159 216H162V215H164V214H161V212L159 211ZM48 214H52L55 218L57 217V218H60L61 216H65L66 217V219H67V223L66 224H64V225H62V223H59L61 220H59V222H58V220L56 221V220H53L52 219V221H49V220H47V215ZM149 217H151L150 215H148ZM166 216H163V218L165 219V217ZM138 217V216H137ZM140 217V216H139ZM139 217L138 218H133V221L135 220V227H137L136 225H138V223L139 222H141V220L140 219H142V218H140L139 219ZM140 220L139 222L138 221H136V220ZM164 219H162L161 218V222L164 220ZM51 220V219H50ZM64 220V219H63ZM151 223V220L149 219V220H147L146 219V222H147V225H146V223L144 224L145 226H147L146 228H148L149 227V229H150V224H149V222ZM164 221H166V220H164ZM170 221L168 220V223H169ZM168 223H166L167 224V226L169 225ZM159 224V223H158ZM163 224V223H162ZM143 225V226H144ZM157 225V224H156ZM173 226H174V224H172ZM105 226V228L107 227V228H110L111 229V232H112V234L111 235H105V237L108 239V241H106V242H102L100 239H99V235L100 234H98L99 232H96L98 229L99 230H102V227H104ZM144 226V227H145ZM167 226L165 227L164 225H163V227L164 228H167ZM173 226H170V227H173ZM139 227V226H138ZM159 227V226H158ZM131 228V227H130ZM157 228V227H156ZM160 228H162V227H160ZM168 228H169V226H168ZM110 229H108V230H110ZM138 229V231H139V228H137ZM144 229V228H143ZM149 229H148V231H149ZM159 228H157V230H158ZM175 229V228H174ZM98 230V231H99ZM106 230V229H105ZM104 230V231H105ZM107 230V231H108ZM142 230V229H141ZM152 230V229H151ZM168 230V229H167ZM47 231L48 232H53V234L56 236V239H55V241H54V244H52L51 242L49 243V242H46V239L45 238H47L46 236H48L47 235ZM106 231V232H107ZM138 231L137 230H135V228H134V233L135 234H139L138 233ZM147 231V230H146ZM153 231V230H152ZM151 231V232H152ZM164 231V230H163ZM169 231V230H168ZM130 232H133L132 230H130L129 231V233ZM150 232V231H149ZM110 233V232H109ZM128 233V234H129ZM154 233H157V231L156 232H154ZM168 233H170V232H168ZM172 233V232H171ZM151 234V233H150ZM159 234V233H158ZM131 235V234H130ZM54 236V237H55ZM103 237H104V235H102ZM101 235H100V238H103ZM128 236V235H127ZM126 236V237H127ZM132 236H134V235H132ZM155 236V235H154ZM158 236V235H157ZM53 237V236H52ZM53 237V238H54ZM140 237V236H139ZM156 237V236H155ZM161 237V236H160ZM170 237V236H169ZM53 238H51V239H53ZM105 238V240H107ZM143 238V237H142ZM142 238H141V241H142ZM151 238V237H150ZM131 239V238H130ZM135 239V238H134ZM152 240H153V238H151ZM100 240V241H99ZM145 240V239H144ZM48 241V240H47ZM53 241V240H52ZM129 241V240H128ZM140 241V240H139ZM138 241V242H139ZM140 241V244L142 243ZM154 241V240H153ZM81 243H83L84 244V246H82L81 245ZM125 243H128L127 241L125 242ZM156 243H158L157 242V239L155 240V244ZM93 244V245H92ZM129 244V243H128ZM127 244V245H128ZM146 244V243H145ZM148 244V243H147ZM146 244V245H147ZM126 245V244H125ZM130 245H132V244H130ZM135 245V244H134ZM134 245H132V246H134ZM129 246V245H128ZM136 246V245H135ZM147 246H149V244L147 245ZM154 246V245H153ZM161 246H162V244H161ZM160 246V247H161ZM120 247H127V246H120ZM141 247H143L142 246V244H141ZM159 247V248H160ZM165 246H163V248H164ZM57 248V249H56ZM129 248V250H131L130 248H131V246L130 247H128ZM134 249L136 248V247H133ZM148 248V247H147ZM150 248V247H149ZM121 249V248H120ZM123 249V248H122ZM142 249L143 248H141V251H142ZM146 249V248H145ZM145 249H144V251H142V253H144L145 255H144V257L143 258H146L145 259V262H146V264L148 263V264H151L152 263V261H150L151 259H152V256H151V259H150V253L148 254L149 256V258L148 257H145L146 256V252L148 251V252H150L149 251V249L147 250V251H145ZM151 249V248H150ZM124 250V249H123ZM129 250H127V251H129ZM137 250V249H136ZM161 250V249H160ZM133 251H135V250H133ZM108 252V251H107ZM154 252V251H153ZM130 253V252H129ZM161 253V252H160ZM84 254V255H83ZM137 254V253H136ZM136 254H134V256L136 255ZM69 257H68V256ZM103 255V254H102ZM130 255V254H129ZM155 255V254H154ZM110 255H108V256H106L105 255V257L107 258V257H109ZM133 255H132V252H131V257H132ZM104 257V256H103ZM130 257V259H129V261L130 260H132V258ZM139 257V256H138ZM105 258V259H106ZM138 259V258H137ZM150 259V260H149ZM155 259V258H154ZM162 259V258H161ZM121 260V259H120ZM160 260V259H159ZM162 260H165V258L164 259H162ZM128 261V260H127ZM127 261H124V263L125 262H127ZM128 261V262H129ZM132 261H134V259L132 260ZM132 261H130V262H132ZM138 261H140L139 259H138ZM137 261V262H138ZM151 263H150V262ZM161 261V260H160ZM135 262H136V260H135ZM141 262V261H140ZM160 263V262H159ZM64 264H66V262L64 263ZM131 264H133V263H131ZM137 264H141V263H137Z\"/></svg>","mask_w":264,"mask_h":264},{"label":"crops","instance_id":"crops-1","mask_svg":"<svg viewBox=\"0 0 264 264\" xmlns=\"http://www.w3.org/2000/svg\"><path fill=\"white\" fill-rule=\"evenodd\" d=\"M174 61L172 37L153 19L133 18L118 24L105 45L108 73L117 83L131 89L158 85L169 75Z\"/></svg>","mask_w":264,"mask_h":264}]
</instances>
